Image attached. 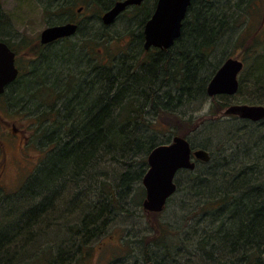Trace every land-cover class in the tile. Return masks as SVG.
<instances>
[{
	"label": "rangeland",
	"instance_id": "obj_1",
	"mask_svg": "<svg viewBox=\"0 0 264 264\" xmlns=\"http://www.w3.org/2000/svg\"><path fill=\"white\" fill-rule=\"evenodd\" d=\"M42 1L0 0V40L18 53L16 64L21 72L19 80L0 96V236H13L23 216L27 218L23 224L34 223L32 230L37 235L17 241L18 257L6 264H156V259L161 264H226L243 258L244 253H219L210 242L204 250L200 246L206 235L215 237L224 231L220 229L224 214L215 208L229 204L233 195L193 193L188 177L180 174L177 193L162 213L152 214L142 208L146 198L142 179H133L129 190H123L125 173L148 170V164L146 168L143 165V160L147 163L145 152L120 160L109 152L79 178L61 177L63 154H51L61 144L56 146L57 142L48 138L57 110L61 109L62 119L69 104L65 96H74L68 84L84 77L94 63L120 65L126 70L130 64L133 67L144 62L147 53L144 42L138 44L135 38L141 30V18L134 16V11H129V19L119 21L118 27L110 31H83L70 42L43 47L41 32L61 17H53L50 3L46 11ZM215 1L219 19L230 16L226 24L231 30L222 40L224 51L218 48L211 61L218 67L229 57L245 63L239 77L240 93L230 101L199 97L181 106L174 103L172 114L161 118L153 113V106L158 105L153 95L143 102L140 134L161 142L180 133L196 149L205 146L219 176L225 171L238 173L244 167H254L264 193V121L251 123L224 115L231 105L256 104L254 99L259 98L264 101V0ZM238 1L244 5L236 11ZM65 91L68 93L64 96ZM48 117L51 122L45 120ZM158 118L167 124L156 132L147 122ZM63 132L62 129L59 137ZM53 161L56 169L49 168ZM203 166L198 162L194 174L205 181L212 172L202 170ZM103 204L108 206L102 210L100 220L108 218L104 230L79 250L81 242L76 231L82 230L83 221ZM40 205L43 207L38 215H28L29 210ZM214 209L216 214L211 213ZM224 223L229 224L227 220ZM164 243L171 245L166 247L167 252ZM252 255L253 252L248 254ZM261 258L264 260V255Z\"/></svg>",
	"mask_w": 264,
	"mask_h": 264
},
{
	"label": "trees",
	"instance_id": "obj_2",
	"mask_svg": "<svg viewBox=\"0 0 264 264\" xmlns=\"http://www.w3.org/2000/svg\"><path fill=\"white\" fill-rule=\"evenodd\" d=\"M216 4L215 0H193L184 20L182 35L170 49H154L146 52L144 62L133 67L130 64L126 70L119 68L120 65L94 63L86 76H76L77 80L73 77L74 81H69V92L74 96L65 91L64 96L68 93L65 99H68L69 104L61 115L62 119L59 118L61 109L57 110L58 117L53 122L54 127L48 138L49 141L54 139L57 142L56 146L61 144L57 148L59 151L56 149L51 153L63 154L64 161L60 163L61 171H59L61 177H72V180L79 178L94 166V161H99L103 158V154L109 152L118 160L129 156H140V152L148 155L158 145L167 144L173 136H177L175 133L161 142L156 138L143 137L140 134V121L143 119L145 107L143 102L153 95L156 96L155 102L158 105L153 106V113L161 118L172 114L175 109L172 107L174 103L181 106L199 97L207 98V85L219 68V65L212 64V55L217 50L218 44L222 43L227 31L231 30L227 25L230 16L220 20L218 17L220 11ZM146 19H141L139 25L142 26ZM135 38L138 44L144 42L143 32H139ZM222 48L224 51L225 45H222ZM42 56L46 57L44 54ZM124 65L123 61L122 66ZM241 86L240 81L238 93ZM164 97L167 99L166 102ZM220 98L230 101L232 97L220 96ZM254 100L256 104L250 105H264L261 98ZM160 118L147 122L156 132L162 131L163 126L167 124V121L162 122ZM45 120L51 122L49 117ZM62 129L63 137H59ZM213 162L212 157L211 161L202 167V170L208 169L210 174L212 172L205 181L200 180V177L194 174L195 171L180 173L188 177L193 193L196 191L205 196L233 195L229 204L222 203L215 208L224 214L220 227L224 231L219 232L215 237L206 235L201 240L200 246L204 250L210 242L211 247L219 253L227 252L231 255L244 253L243 258L232 259L226 264H264L261 258L264 255L262 254L264 253V193L259 182V174L254 167H244L238 173L225 171L219 176L215 171L218 167L214 166ZM143 165L144 168L147 167L145 160ZM56 166V162L53 161L49 168L56 169ZM144 174L145 169L137 170L134 174L125 173L121 184L123 190L128 191L131 181L142 179ZM177 185L179 188V181ZM115 202L118 204L117 199ZM41 207L43 205L38 209L33 208L32 213L38 215L39 211H42ZM107 208L108 206L103 204L98 211L93 212V215H88V220H84L81 225L82 230L76 231L81 242L79 250L82 244H89L92 237L104 230L108 218L102 222L100 220L102 210ZM209 208L211 207L208 206ZM215 209L211 211L212 214H216ZM224 212H227V217ZM25 218L26 216H23L22 220ZM226 220L229 224L224 223ZM33 224L32 222L21 223L19 226L17 224L13 236L10 238L0 236V264H6L12 261V258L18 257L16 244L21 238L25 240L36 238V231L32 230ZM164 244L167 252V248L171 245ZM251 252L253 255L248 256Z\"/></svg>",
	"mask_w": 264,
	"mask_h": 264
},
{
	"label": "water",
	"instance_id": "obj_3",
	"mask_svg": "<svg viewBox=\"0 0 264 264\" xmlns=\"http://www.w3.org/2000/svg\"><path fill=\"white\" fill-rule=\"evenodd\" d=\"M143 0H126L120 2L107 13L105 24L112 23L126 7L140 5ZM192 0H158L154 14L144 28V49L152 48L168 50L181 37L184 20ZM1 18V6H0ZM77 26L68 24L45 29L41 34V44H49L76 33ZM16 54L9 46L0 42V95L16 81L18 69L15 65ZM244 69V62L236 58H228L217 70L207 85L209 97L218 95H236L239 91V75ZM225 116H238L244 120L259 122L264 119L263 105H232ZM196 160L209 162L210 153L204 149L193 150L188 139L174 136L169 144L155 147L147 157L148 170L142 178L146 191L143 209L148 213L162 212L168 200L176 193V176L180 170L196 169Z\"/></svg>",
	"mask_w": 264,
	"mask_h": 264
},
{
	"label": "flooded vegetation",
	"instance_id": "obj_4",
	"mask_svg": "<svg viewBox=\"0 0 264 264\" xmlns=\"http://www.w3.org/2000/svg\"><path fill=\"white\" fill-rule=\"evenodd\" d=\"M124 1L126 0H43L42 2L45 7L47 3H50V7L52 6V10H50L49 13L52 14L53 17H56V18L61 17L60 21L49 23L45 29L49 27H54V26H63V25L72 24V25L77 26V30L74 35L61 38L49 44L43 45L41 44V41H40L41 46L51 47L57 43H64L66 41L70 42L81 32L94 31V29L96 30V28L103 32L110 31L118 27L117 23L119 21H123V19H129L128 14H127L129 13V11L131 12L134 11L135 13L134 16H137V17L140 16L141 19L147 18L144 24L140 26L141 27L140 32L144 33L145 24L154 14L155 9L157 7L158 0H143V2L140 5L128 6L123 12H121L115 18V20L112 23L108 25L105 24L103 20L104 16L110 11H112L118 3L124 2ZM48 9L49 7L45 8L46 11H48ZM2 19H3V13H1L0 25H1ZM87 21H89V23H87ZM123 24L124 22H122V25ZM121 27H124V26H121ZM261 28H264V18L262 21ZM262 30L263 29H260V31ZM13 51L16 53V61H17L18 53L15 50ZM16 82H14L13 84H15ZM232 117H235V116H232ZM237 118L242 121H248V120L241 119L239 117Z\"/></svg>",
	"mask_w": 264,
	"mask_h": 264
},
{
	"label": "bare ground",
	"instance_id": "obj_5",
	"mask_svg": "<svg viewBox=\"0 0 264 264\" xmlns=\"http://www.w3.org/2000/svg\"><path fill=\"white\" fill-rule=\"evenodd\" d=\"M241 1H238L237 3L235 2V7H234V9L236 10V11H238L240 8H242V6L244 5H242L241 3H240ZM222 45H223V42L222 43H220V45L218 44V46H217V49L219 48H221L222 47ZM206 93H207V91H206ZM207 98H210L209 96H208V94H207ZM32 211H33V209L32 210H29L28 211V215L29 214H31L32 213ZM25 221H27V218H25L24 220H22V221H18L19 223H24ZM151 257V256H150ZM149 256H147L146 258L148 259V258H150ZM152 257H154L155 258V256H152ZM156 259V258H155ZM156 264H159L158 263V261H157V259H156ZM161 264V263H160Z\"/></svg>",
	"mask_w": 264,
	"mask_h": 264
}]
</instances>
